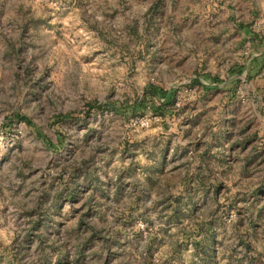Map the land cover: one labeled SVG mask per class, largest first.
I'll list each match as a JSON object with an SVG mask.
<instances>
[{
    "label": "rangeland",
    "instance_id": "obj_1",
    "mask_svg": "<svg viewBox=\"0 0 264 264\" xmlns=\"http://www.w3.org/2000/svg\"><path fill=\"white\" fill-rule=\"evenodd\" d=\"M263 36L264 0H0V264H264Z\"/></svg>",
    "mask_w": 264,
    "mask_h": 264
},
{
    "label": "trees",
    "instance_id": "obj_2",
    "mask_svg": "<svg viewBox=\"0 0 264 264\" xmlns=\"http://www.w3.org/2000/svg\"><path fill=\"white\" fill-rule=\"evenodd\" d=\"M264 37V36H263ZM264 42V41H263ZM156 93V94H155ZM157 93H160V92H156V90H151V88H149V90H147V91H145V93L143 94V96L142 97H140L138 100H137V102L135 103V106L134 107H138L139 105H143V101L145 100V99H147V96L149 95V94H155V95H158ZM167 94L168 93H164L163 94V97H168L167 96ZM116 109H117V107H116ZM118 111V110H117Z\"/></svg>",
    "mask_w": 264,
    "mask_h": 264
}]
</instances>
